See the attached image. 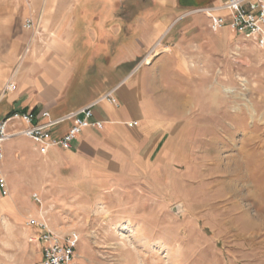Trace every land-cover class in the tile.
<instances>
[{"label":"rangeland","instance_id":"374dc122","mask_svg":"<svg viewBox=\"0 0 264 264\" xmlns=\"http://www.w3.org/2000/svg\"><path fill=\"white\" fill-rule=\"evenodd\" d=\"M203 9L180 14L188 25L174 41L162 38L159 55L140 70L173 133L149 176L105 189L23 143L22 154L9 155L0 264H43L42 247L28 240L32 218L62 237L78 235L77 264H264V49L228 27L213 31ZM2 13L1 90L16 84L21 64L9 76Z\"/></svg>","mask_w":264,"mask_h":264},{"label":"crops","instance_id":"0c3cea01","mask_svg":"<svg viewBox=\"0 0 264 264\" xmlns=\"http://www.w3.org/2000/svg\"><path fill=\"white\" fill-rule=\"evenodd\" d=\"M1 1L5 8L0 12L9 25V76L18 59L21 64L14 77L16 91L5 93L9 82L0 89V108L4 109L0 120L14 112H49L52 119H59L96 105L94 120L104 122L102 129L83 131L70 150L52 148L47 156L40 155L29 139L8 142H16L10 148L4 146L8 183L9 155L22 154L23 143L45 161L64 162L67 171L105 189L130 186L149 176L173 133L166 115L154 110L140 70L159 55L162 38L174 41L178 28L188 25L178 16L193 10L181 8L178 0ZM221 1L225 0H213V5ZM26 19L33 20L37 29L26 31ZM31 33L36 36L32 38ZM23 45L27 50L19 56ZM147 53L143 63L135 66ZM109 93L117 104L101 101ZM71 125L57 127L54 136L62 137ZM0 198L8 211L9 195L0 189Z\"/></svg>","mask_w":264,"mask_h":264},{"label":"built area","instance_id":"2783aa9c","mask_svg":"<svg viewBox=\"0 0 264 264\" xmlns=\"http://www.w3.org/2000/svg\"><path fill=\"white\" fill-rule=\"evenodd\" d=\"M199 12H206L209 15L213 31L228 27L244 41L264 49V0H225ZM223 13H227L228 16H223ZM23 28L26 31L37 29L36 23L31 19L25 20ZM16 89L17 85L9 82L5 87V93L14 92ZM101 101L117 104V99L112 93L104 96ZM95 106L91 105L59 119H52L49 112L41 114L14 112L0 120V189L3 195L10 194L3 169L5 144L18 138H26L35 144L37 152L42 156H47L52 148L70 150L83 131L104 127V122L94 120ZM69 122L72 125L68 131L60 138L55 137L54 130ZM35 200L41 202L38 197H35ZM28 226L36 229L35 235L30 236L28 240L42 247L43 264H77L76 247L79 239L76 233L62 237L54 232L45 220L33 218L28 221Z\"/></svg>","mask_w":264,"mask_h":264},{"label":"trees","instance_id":"16d2710c","mask_svg":"<svg viewBox=\"0 0 264 264\" xmlns=\"http://www.w3.org/2000/svg\"><path fill=\"white\" fill-rule=\"evenodd\" d=\"M192 0H178V4L183 9L196 10L208 8L213 5V0H200V2H191Z\"/></svg>","mask_w":264,"mask_h":264},{"label":"bare ground","instance_id":"6f19581e","mask_svg":"<svg viewBox=\"0 0 264 264\" xmlns=\"http://www.w3.org/2000/svg\"><path fill=\"white\" fill-rule=\"evenodd\" d=\"M241 167V166H240ZM248 167H249V162H247V163H242V167H241V169L244 171V170H246V169H248ZM250 168V167H249Z\"/></svg>","mask_w":264,"mask_h":264}]
</instances>
